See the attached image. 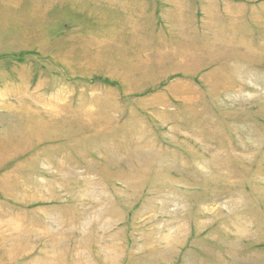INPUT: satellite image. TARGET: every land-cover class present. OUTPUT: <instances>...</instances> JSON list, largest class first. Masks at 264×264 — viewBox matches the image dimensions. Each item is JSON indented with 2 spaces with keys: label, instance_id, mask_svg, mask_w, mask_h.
<instances>
[{
  "label": "rangeland",
  "instance_id": "obj_1",
  "mask_svg": "<svg viewBox=\"0 0 264 264\" xmlns=\"http://www.w3.org/2000/svg\"><path fill=\"white\" fill-rule=\"evenodd\" d=\"M0 264H264V0H0Z\"/></svg>",
  "mask_w": 264,
  "mask_h": 264
}]
</instances>
